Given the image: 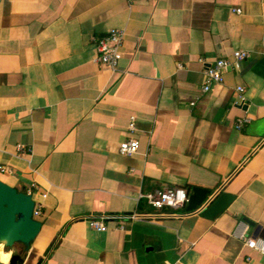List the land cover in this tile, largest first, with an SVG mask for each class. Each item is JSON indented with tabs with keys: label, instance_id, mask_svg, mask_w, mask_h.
I'll return each instance as SVG.
<instances>
[{
	"label": "crops",
	"instance_id": "1",
	"mask_svg": "<svg viewBox=\"0 0 264 264\" xmlns=\"http://www.w3.org/2000/svg\"><path fill=\"white\" fill-rule=\"evenodd\" d=\"M111 29L126 32L115 72L96 61ZM236 51L250 58L204 93ZM0 166L41 210L24 264H264L246 245L264 230V0H0ZM196 187L211 195L194 212L144 198ZM135 212L156 217L87 222Z\"/></svg>",
	"mask_w": 264,
	"mask_h": 264
},
{
	"label": "built area",
	"instance_id": "2",
	"mask_svg": "<svg viewBox=\"0 0 264 264\" xmlns=\"http://www.w3.org/2000/svg\"><path fill=\"white\" fill-rule=\"evenodd\" d=\"M127 1L129 4H132L134 0ZM125 36L126 32L123 29H111L103 38L96 40V48L98 52L96 61L100 66L105 67L112 72L118 70L119 64L123 58L122 48L124 46ZM249 58V53L244 51H236L233 53L232 59H219L215 63L211 64L205 71L206 81L203 87V92H209L211 85L213 84H224L226 72L232 68L240 69L242 63ZM236 91L239 104H245L247 100L245 96V88L238 87ZM247 122V117L239 119L237 122V127L241 129ZM130 128L134 129L133 121L130 124ZM17 148L19 151L24 149L22 145H19ZM139 148V142L135 139H131L120 144V153L124 156H132L138 153ZM0 172H6V168L4 166H0ZM45 196L46 195H44V197ZM144 198L146 199L149 206L161 212L157 216H162V211L165 209L179 210L185 208L189 202V192L182 188H175L147 194L144 196ZM40 215V207L36 204L34 216L37 218ZM155 217L156 216L151 214L135 212L129 215L92 216L87 218V222L90 229L97 232H106L108 230L106 225L108 221H120V223L124 225V223L127 222H148ZM123 225L121 228L124 227ZM246 245L251 249L260 251L262 254H264V240L246 239Z\"/></svg>",
	"mask_w": 264,
	"mask_h": 264
},
{
	"label": "water",
	"instance_id": "3",
	"mask_svg": "<svg viewBox=\"0 0 264 264\" xmlns=\"http://www.w3.org/2000/svg\"><path fill=\"white\" fill-rule=\"evenodd\" d=\"M211 195V190L193 188L189 192L188 212L200 209ZM234 201V197L223 193L205 210L203 216L213 220L223 214ZM36 201L30 194L19 192L0 180V251L11 254L8 264H24L26 254L41 232L42 223L34 216ZM250 226L252 222L246 220ZM254 239L264 240V230L257 228ZM22 246L23 249H19ZM0 264H5L1 260Z\"/></svg>",
	"mask_w": 264,
	"mask_h": 264
},
{
	"label": "bare ground",
	"instance_id": "4",
	"mask_svg": "<svg viewBox=\"0 0 264 264\" xmlns=\"http://www.w3.org/2000/svg\"><path fill=\"white\" fill-rule=\"evenodd\" d=\"M0 256H1V260H3L4 262L8 261V254H4L2 251H0Z\"/></svg>",
	"mask_w": 264,
	"mask_h": 264
}]
</instances>
